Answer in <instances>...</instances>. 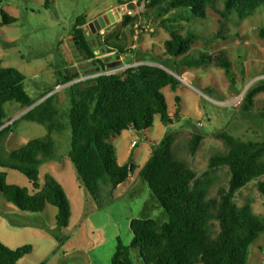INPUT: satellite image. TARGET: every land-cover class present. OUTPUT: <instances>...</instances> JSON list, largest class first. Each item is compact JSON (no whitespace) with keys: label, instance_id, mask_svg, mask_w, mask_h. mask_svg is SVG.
Instances as JSON below:
<instances>
[{"label":"rangeland","instance_id":"obj_1","mask_svg":"<svg viewBox=\"0 0 264 264\" xmlns=\"http://www.w3.org/2000/svg\"><path fill=\"white\" fill-rule=\"evenodd\" d=\"M128 4H133L134 8H128ZM144 4V0H51L46 7L45 0H0V63L4 67L16 68L26 76L25 88L34 98L44 90L53 89L47 96L56 93V105L66 123L69 101L64 89L54 91L56 71L64 72L69 68L75 82L111 70L122 71L129 66L163 63L158 56L163 57V44L171 37L160 22L164 18L178 19V12L151 15L145 20L142 16ZM2 12L15 18V22L2 23ZM108 13L112 17L110 24L94 34L95 40L90 41L92 50L105 64L101 69L86 60L72 33L78 23L90 35L88 24ZM125 15L137 16L138 19L123 26ZM218 18L213 10H207L206 18H192L190 27L198 39L192 45L189 58L194 61L201 55L215 56L223 52L231 62L230 74L226 75L224 68L204 59L200 60L198 67L182 65L177 60L169 61L167 65L174 71L170 72L179 80L175 90L169 86L162 90L168 108L167 119L172 122L163 123L157 115L150 128L142 132L125 130L111 138L116 161L120 164L132 161L136 169L125 183L115 189L110 188L108 196L109 187L106 188L101 199L102 208H95L96 203L81 185L68 157V125L61 132L53 133L54 153L51 160L39 166V183L42 187L45 176L51 175L62 185L71 205L69 225L66 228L57 226V208L53 205L48 204L38 213L24 212L7 202L0 193V241L13 249L25 244L33 248L17 264H110L117 238L126 245L132 240L130 219L146 216L161 222L168 221V215L159 206L139 171L147 162L152 146L169 132L176 133L179 148L187 145L193 133L204 137L194 156L181 151L182 157L199 175L207 169L209 157L225 148L215 133L226 132L246 141L264 139V119L261 116L264 93L256 96L249 110L240 108L245 92L264 79V35L261 34L264 9L257 16L241 21L235 17L236 23L228 24L216 35ZM173 23L178 24L173 27L177 32L185 33L188 26L185 21L178 19ZM116 33H123L127 40L126 45L119 42L125 48L123 53H115L114 48L108 46L116 42L113 37H109L108 42V35ZM27 109L15 102L4 105L11 119L7 123L17 121L0 143L3 158L11 150L47 133L42 124L18 119ZM133 142L135 146H132ZM6 171L8 183L34 191L24 175L11 169ZM225 172L226 169L218 172L220 184L226 180ZM256 182L252 180L237 191L235 202L242 205L246 198L251 197L255 201L252 204L254 212L262 213L264 199L256 188ZM217 188L218 185L214 186L210 194L214 195ZM257 242H264V233L259 234ZM135 263L143 264L137 258Z\"/></svg>","mask_w":264,"mask_h":264},{"label":"trees","instance_id":"obj_2","mask_svg":"<svg viewBox=\"0 0 264 264\" xmlns=\"http://www.w3.org/2000/svg\"><path fill=\"white\" fill-rule=\"evenodd\" d=\"M144 1L143 19L177 11L178 19L188 25L185 33L173 28L178 26L173 23L178 20L176 17L173 20L164 18L160 24L171 38L163 44V57L158 56L163 63L139 64L114 73H100L65 87L69 101L66 123L56 105V93L47 96L53 89L44 90L34 98L25 88L26 76L18 69L0 63V143L17 121L7 124L11 120L4 110L7 103L15 102L28 108L18 119L42 124L47 130L44 136L29 140L4 158L0 149V193L19 210L38 213L48 204L53 205L57 208V226L66 228L69 225L71 205L62 185L51 175L45 176L42 187L39 183V166L51 160L54 153L53 133L61 132L67 125L70 128L68 157L81 185L96 203V209L102 208L101 199L106 188L109 187L108 196L110 188L115 189L127 181L136 169L132 161L125 164L116 161L111 138L130 129L142 132L153 125L157 115L163 123L172 122L167 119L168 108L162 90L167 86L175 90L179 80L169 72L173 71L167 65L169 61L198 67L204 59L224 68L226 75L230 74L231 62L223 52L215 56L201 55L194 61L189 58L192 45L198 39L190 27L192 18H206L207 10H213L219 16L216 33L219 35L228 24L236 23L235 17L241 21L257 16L264 9V0ZM50 2L45 0V6ZM124 17L123 26L138 19L137 16ZM2 18V23L15 22V18L4 12ZM82 27L77 23L72 34L83 55L104 68L105 64L92 50ZM261 34L264 35V25ZM109 37L116 42L108 45L104 41L106 45L114 48L115 53L125 52L119 45V42L126 45L123 33L109 34L108 42ZM71 75L69 68L64 72L56 71V85L72 81ZM260 93H264V79L245 92L240 108L249 110ZM261 116L264 119V108ZM214 136L222 140L225 148L209 157L207 169L200 175L182 157L181 151L194 156L204 139L202 135L193 133L187 145L179 148L176 133L169 132L152 146L139 175L168 215V221L146 216L132 218L129 222L132 240L126 245L117 238L110 264H136V258L143 264H246L250 247L256 243L259 234L264 233V211L254 212L252 204L255 201L251 197L238 205L235 195L252 180H257L256 188L264 199V139L246 141L226 132H217ZM6 169L24 175L34 191L8 183ZM222 169H226L224 184H220L218 174ZM216 185L218 188L211 195V189ZM32 249L30 244L13 249L0 241V264H17Z\"/></svg>","mask_w":264,"mask_h":264},{"label":"crops","instance_id":"obj_3","mask_svg":"<svg viewBox=\"0 0 264 264\" xmlns=\"http://www.w3.org/2000/svg\"><path fill=\"white\" fill-rule=\"evenodd\" d=\"M132 176H129L131 178ZM128 178V179H129ZM127 179V180H128ZM126 182V181H125ZM124 182V183H125ZM123 184V183H122ZM121 185V184H120ZM118 185L117 187H119ZM116 187V188H117ZM96 208V206H95ZM131 220V219H130ZM70 222V221H69ZM130 222V221H129ZM264 243V242H263ZM262 242H257L253 244L248 253V259L246 264H264V244Z\"/></svg>","mask_w":264,"mask_h":264},{"label":"water","instance_id":"obj_4","mask_svg":"<svg viewBox=\"0 0 264 264\" xmlns=\"http://www.w3.org/2000/svg\"><path fill=\"white\" fill-rule=\"evenodd\" d=\"M127 7L128 8H134V5L133 4H128ZM110 14L111 13H108V15H106V16H99V17L93 19L88 24V27H89L92 35L97 34L98 32H101L102 29L106 28L110 24V20L112 19ZM75 43L78 44V41L76 40ZM78 47L80 48L79 45H78ZM80 52H82V50ZM170 73H172V72H170Z\"/></svg>","mask_w":264,"mask_h":264},{"label":"built area","instance_id":"obj_5","mask_svg":"<svg viewBox=\"0 0 264 264\" xmlns=\"http://www.w3.org/2000/svg\"><path fill=\"white\" fill-rule=\"evenodd\" d=\"M114 72H116V71H115V70H111L110 72H103V73H114ZM97 75H98V74H96V75L86 76L85 78L79 79V80H77V81H75V82L84 81V80H87V79L93 78V77H95V76H97ZM72 83H74V81H69V82H67V83H65V84H58V85H56L54 91H59L60 89H64L65 87L69 86V85L72 84ZM7 124H8V123H7ZM132 146H135V142L132 143Z\"/></svg>","mask_w":264,"mask_h":264},{"label":"flooded vegetation","instance_id":"obj_6","mask_svg":"<svg viewBox=\"0 0 264 264\" xmlns=\"http://www.w3.org/2000/svg\"><path fill=\"white\" fill-rule=\"evenodd\" d=\"M82 30H83V34L88 36L87 39H88V42H89V43H90L91 40H95V39H94V37H95L94 35H91V34L88 35V34L85 32L84 29H82ZM72 35H73V34H72ZM74 37H75V40H76V36H75V35H74ZM86 60H87L88 62H92L96 67H99V68L102 67V65L99 64V63H98L97 61H95L94 59L92 60V59H87V58H86Z\"/></svg>","mask_w":264,"mask_h":264}]
</instances>
